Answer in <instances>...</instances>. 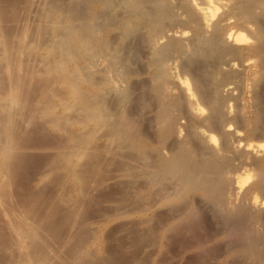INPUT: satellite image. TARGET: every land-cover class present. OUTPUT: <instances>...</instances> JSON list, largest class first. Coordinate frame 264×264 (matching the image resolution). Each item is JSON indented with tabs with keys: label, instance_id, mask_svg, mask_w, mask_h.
<instances>
[{
	"label": "bare ground",
	"instance_id": "bare-ground-1",
	"mask_svg": "<svg viewBox=\"0 0 264 264\" xmlns=\"http://www.w3.org/2000/svg\"><path fill=\"white\" fill-rule=\"evenodd\" d=\"M89 1H90V7H88L90 8V10H88L89 16H86L85 15L86 13H84V11H83L84 15L81 14L82 17L83 16L84 17L86 16L85 18L88 17L87 20H88L89 27L87 26L86 28H89V31H88L89 33L86 30L83 31L81 29L83 33L86 31L87 32L86 34H88V36L86 35L87 38L84 39L83 36H81L83 33L78 32V35H79V36L77 35L78 39L76 38L77 40H79L78 42L80 43V45H84L85 47H87V54L86 56L84 55L85 65H81L83 67H80V66L76 67L75 75H73V72H72L73 76H69V75H66L68 72L67 73L63 72L61 68H59L60 70L58 69V67H62V65L59 66L61 64L60 62L61 59L59 60L60 64H58V67L56 66L57 61L55 60L56 61V64L54 66L55 69L61 71L63 74L66 73L65 75L61 73L62 74V78H61L62 87L63 88L64 86L67 87V89L65 90H69V92L67 93L68 96L70 97V99L75 100L76 104L80 105L79 103H81L82 105L83 104L85 105L84 108L86 107L85 109H86V113L88 116L85 119L89 120L91 127L93 126L96 128L100 126L101 129L104 128L105 130L109 128L108 129L109 133L112 132L111 134L112 138H109V140H112L114 138H120V139H125V140L128 139V141L129 139H132V141H135L136 145L135 144L133 145L134 147L136 146V149L138 150V152L137 151L136 152L139 154V156L137 154V157H139V162L137 163H139L138 166L141 169V172L139 173H141L143 176H146V173L144 171L145 170L147 171V169L144 170L145 164L146 163L149 164L150 162V161L146 162L147 155L149 154L148 152L153 151L151 152L153 153L152 154L153 160L152 162H150L151 164L149 165L151 169L149 168V170L147 171L150 174V175L148 174V177L150 176L151 178L149 181L152 180L151 182L153 183V192H151L152 190H150V192L153 195V201L155 202V204L164 206V208H166L165 211L168 213L167 219L161 220L160 218V220L165 223L163 234H164V237L168 238V239L166 238L168 241L171 240L170 238L174 237V234H173L174 232H179V234L180 233L183 234L182 233L183 230H188V231L193 232L192 234H194V237L192 238L193 244H197L198 246L199 245L201 246V244H203L206 240H209L210 237L208 238L206 237V239L199 237L200 235H198L199 233H197V230L199 231V228H202V226H204L205 224L204 220H205V217L207 216V212L214 210L221 214L220 215L221 219L216 218V220H223L221 222L222 224H225L224 226L226 230L224 231L225 232L227 231L226 233H228L230 236H233L235 239L238 240V244H239L238 247L240 246L243 253H247V254L251 252L252 254L253 252L256 253V249H258L256 247H258V245L260 247V244L262 247V244H264V230H263L264 229V104H263L264 98H262L263 99L262 101L261 99L259 100L254 99L255 102L252 99L253 103L249 100L251 104H254L253 111L247 109L246 108L247 106L244 108V105L241 103L243 105L241 106L242 108L247 109L250 112L252 111L251 115L249 116L247 115L246 112L243 113L244 115L246 114V116H248L244 119L245 121L242 120L244 124L246 123L245 124L246 130L248 131L246 133L245 132L246 130L245 131L242 130L244 128L239 129L240 127L239 126L237 127V124L239 122L237 124L235 123V120L237 118L239 119V117H242V115L241 114L238 115L237 113L238 117L235 118L234 116L236 114L234 112V116H231V113H232L231 107L233 105H231V103H228V101L230 100L224 98L225 96L222 97L223 95H221L220 90L224 88V90L228 91V93L229 92L231 93L234 89L233 88L234 81L238 80V78H241V77H243L245 81L244 82L242 79V81L245 83V84L244 83L242 84L246 85L247 89L253 90L256 92L258 91L257 89H259V92H261L260 90L263 91L264 89V0H121V1L119 0L120 3H115V5L117 4L116 6L115 5L113 6L112 4V6L115 8H113L110 4L112 10L113 9L115 10V11L113 10V13H114L113 15H111L112 11L109 8H106L104 5L103 6L106 9H104V7L100 9V13L102 9H103L102 11L105 10L104 12H106L107 9L110 10V11L108 10L110 15H107V16H110L111 18L108 17V19H111V20L108 23V26H109L108 29L105 28L107 29V32L104 31L105 33L99 32L100 27L98 26V22H99L98 21L99 19L98 4L100 1H103L104 4L106 1L107 4H109L110 2L112 3L115 0H112V1L110 0H88L86 2H89ZM77 3L78 2H76V4ZM81 10H80V13H81ZM70 15H72V13ZM74 15H77V14L73 12V16ZM80 22L82 23V21ZM76 24L77 23H75L74 25ZM80 24L78 26L82 27V25ZM86 24L87 23H85V25ZM74 25L72 27L78 29V26L74 27ZM67 29L69 30V28ZM71 31H73V29ZM54 32L55 31H53V33ZM75 32L76 31H73V34ZM61 33L64 34L62 31ZM62 34H60V36H63ZM64 36H66V34H64ZM70 38L68 37V39ZM62 40L63 38L61 39V41ZM74 40L72 41V43L74 42ZM135 40L137 42H140L141 45H142V42H144L143 43L144 46L141 47V50L144 51L142 53L145 58L143 66H141L140 69L138 68L139 70L137 72L135 71L136 72L135 74L137 75V80L134 77L135 76L134 73L131 72L132 69L130 70V68L133 65L129 66L130 59H131L130 57L132 56L130 48L132 47L133 44H136V42L133 43V41ZM64 41L65 43H68V47H69V42L65 38H64ZM65 43L62 41V44H60V46L64 45ZM74 44L75 42L73 43V45ZM57 45H59V43ZM137 45L138 43L136 44V46ZM53 46H56V45H53ZM136 46L134 45V47ZM63 47L62 48L57 47L58 49L56 50H61V49L68 50V48L66 47L63 48ZM26 49L28 50L29 48H26ZM12 50L14 49L12 48ZM54 50H55V47H54ZM84 50L82 49V51ZM75 51L73 52L75 53ZM77 51L79 52V50ZM73 52L68 53V51H66V54L67 53L72 54L68 56L72 58L74 55ZM188 53L190 54V56L192 55L194 58L197 56L198 58L202 57L204 59V62L207 63L208 66H211L210 67L211 76L212 77L219 76L217 77V80L214 81V87H213L212 94L211 92L209 93L211 94L210 99L208 98L209 96H207L208 94L207 92L211 90H208L207 89L208 87L205 88L204 83L206 82L203 81L204 80L203 76L197 75V73H199L200 75V72L194 71V73H196L197 76L193 75L194 74L193 72H192L193 73L192 75L189 74L191 76H188V72H190V70L187 69L188 66L187 68L186 66H182V65L180 67V62H182L181 61L182 59H184L183 62L186 63L185 59L187 56H184V55ZM59 54H62V53H59ZM79 55H80L79 57H81V54ZM133 56H137V55H133ZM190 56L188 58L192 57ZM1 58L2 60H4L3 57H0V59ZM14 58L16 59L17 57H14ZM194 58H191V59H194ZM82 59L84 62V58ZM66 61L67 60H65L64 62ZM191 61L193 62V60ZM8 62L9 61L4 62V64L5 63L9 64ZM48 64L50 65L51 62L47 63V65ZM187 64H189V62ZM197 64L198 63H196L195 66ZM203 66H205V64ZM182 67H184V69L182 70V72H180L179 70H181ZM49 68H51V65ZM29 70H30V67H29ZM51 70L48 72H51ZM39 71L38 73H40ZM48 72L47 71L44 72L45 75ZM52 72L51 73L54 75L53 70ZM55 73H57V71ZM14 74H15V71H14ZM48 75H51V74L49 73ZM59 76L58 78H60ZM133 77L135 78L134 80H133ZM38 78L40 79V77ZM205 78L207 79V76H205ZM30 79L28 80L30 81ZM46 79H50V78L47 77L45 78V80ZM22 80L17 79L16 84H15L16 87H19L20 82ZM41 80L43 81L42 78ZM135 80L136 82H134ZM33 81H35V79ZM81 81H85L88 84V89L86 92H83V89L80 88ZM44 82H47V80ZM0 83L2 82L0 81ZM135 83H138L140 85L141 89L144 90L143 92H147V91H150L149 93L152 92L150 96L152 97V95H154L153 97L155 98L156 103H157V106H156V103H154L155 104L154 108L157 107L156 112L155 110H153L154 108H151L152 110H150L156 113V115H154V117L156 118V120L154 119V122L156 121L155 124L157 125L156 127L154 125L151 135L147 134V132L145 131V129L143 128L141 124L143 118H145L143 117V114L145 115L146 111L143 110V114L140 113L142 116L141 115L140 117L138 116L139 118L135 114V116L137 117L135 118L134 114H132L133 112L131 113V111H129L130 106H129V109L125 108V110L120 107L121 105L123 106L127 101L129 104L130 99L128 98V96L130 95V92L132 91L133 87L139 86V85L134 86ZM12 84L14 85V83ZM22 84H23V81H22ZM2 86H3V83H2ZM249 87L250 88L252 87L253 89H250ZM1 88L3 89V87ZM12 88L15 89V87H12ZM20 88H16V89L19 91ZM204 88L207 90L206 91L207 94H205L204 92L202 94H205V96H207L206 97L208 98L207 101L210 100L208 101L210 103L207 102V104H210V107L209 106L206 107V108L208 107L210 108V109L208 108L209 109L208 112H205V108H204L207 105L205 104L206 103V99L204 98L205 96L202 97L203 96L202 95L200 97L201 95L200 92L204 90ZM13 89L7 88L9 92L8 91L6 92L12 95L11 92L15 93L14 91L16 90V89L15 90ZM231 89L232 91H230ZM18 91L16 92V95ZM65 92L66 91H64V93ZM43 93L45 92L43 91ZM47 93L48 91L46 92V94ZM51 94L53 95L54 93L52 92ZM114 94L118 95V99L115 102L116 106L111 105L112 104L111 99H113L114 101V98H112L111 95L114 96ZM247 94L245 93L244 95L247 96ZM261 95L264 96L263 94ZM5 96L3 97L0 92V142H1L0 144V175L1 176L3 175L4 170L7 169L8 170L7 172H9V170H11L12 168L14 169V167L18 165V163H20L26 158L25 157L26 154H24L25 152H22L23 154H21L20 153L21 151L19 152V149L24 148L27 139H29V138H26L25 136L26 134L22 131L20 126H18L14 118L16 116H13L14 114H12L10 110H8L9 109L8 105H10L11 97L9 99L7 98L8 96L7 97ZM252 96L250 98H253ZM21 97L22 96H20V100L23 99V98L21 99ZM44 97L47 98V96H43L41 97L40 100L43 101L42 98ZM201 98L204 99L205 102ZM49 99L48 98L45 99L47 100L46 104L48 106L46 110H42L45 112V114H51L52 112L54 113L55 108L58 107V105L53 103L54 101L52 100H51L52 101L51 103H53V105L50 104L48 101ZM152 99L153 98H151V101H153ZM246 99L245 101L247 102ZM5 100L8 101L9 103L5 102ZM20 100H17V101H20ZM61 100H58L61 102L60 104L61 106L59 107L61 108L63 106L62 107L63 111L66 110V107H68V110L69 109L71 110V107L69 108V106L65 105L64 103L67 100L66 101H64L63 99ZM76 100L79 102L77 103ZM75 102L73 101L72 103L75 104ZM203 102L205 104L204 107H203ZM240 102H241V97H240ZM40 104L41 103H39V105ZM246 104L248 105V102ZM78 105L76 106L78 107ZM184 105L185 106L187 105L188 107L187 106L185 107ZM31 106H32V103H31ZM183 106L187 109L189 108L188 110H190V112H187L188 111L187 109H186V112L187 114L189 113L191 114L193 120L196 123L194 121H192L194 123L191 122L190 124L187 122H186L187 124L185 123V120H184L185 117L183 115L185 113H182ZM72 107H74V105ZM234 107L233 109L236 110V107L235 108ZM248 108H251L250 104ZM56 110L58 111V109ZM78 110L81 111L80 109ZM237 111L239 112L238 109ZM45 114L44 116L46 117L47 115ZM54 115H53L54 123L52 122V125H51L52 127L54 125L58 126L60 124L58 119L65 116V115L63 116V113L58 114V116L56 117H54ZM191 116L188 118H191ZM67 117L69 118V116ZM67 117L65 118L67 119ZM82 117H80L79 121L81 120ZM231 117L235 118V119L233 118L234 121H232L233 119ZM50 118L51 117L48 116V119L51 121ZM147 118L148 117L146 116L145 120L148 121ZM229 118H231L232 120ZM49 120H47V122ZM149 120L151 122L153 121L151 119ZM79 121L78 123H80ZM137 121H139V123H137ZM56 122L59 124H55ZM84 122L85 120L82 121L81 124L84 125ZM144 123H146V121ZM234 124H236V126H234ZM60 126L62 125L60 124L58 126L59 129L61 128ZM151 126L153 125L150 124V127L149 125L146 127L147 128L149 127L151 129L152 128ZM240 126L243 127L244 126L243 123ZM110 128H112L113 130H111ZM154 128H155V131H154ZM215 128L220 130V134H221L220 139L217 136V134L214 133ZM93 131L94 130L91 131V137L94 136L93 139H95V132ZM243 131L246 134H244ZM192 134H193V137H192ZM104 135H108V134H104ZM171 136H174L177 141L173 147L167 148L166 144H167V141L170 138H172ZM174 137L173 139H175ZM107 139L105 138L104 140H107ZM173 139H171L172 143H174ZM131 142H129V144ZM132 143L130 144V146H132ZM126 145L129 147L128 144ZM163 148L165 149V151ZM70 155L72 154L66 155L67 160L68 158H70ZM150 156L151 155L148 156V159ZM62 163H64V161ZM52 164H55V163H52ZM250 166H253L251 167V172H250ZM242 169L246 171L248 170L246 174L248 178L251 176L253 177L252 180H250L252 182L251 188H254L256 193H254L255 191L253 192L254 194L250 193L251 191L250 192L247 191L248 189H251L247 185H246L247 190L243 189L244 183L248 179L247 180L242 179V174L246 173ZM4 177L5 175L2 176L3 178L2 180H4ZM0 183H1V180H0ZM149 183L150 182H148L147 185ZM151 188L152 187H150V189ZM208 219H210L209 216H208ZM213 220L215 221V219ZM161 224H162L161 222H160V225L157 224L159 228L161 227ZM206 225L208 224H205V226ZM218 227L219 226H217V231H218ZM219 229L221 230V228ZM221 233H223V230ZM230 236H228L229 239H230ZM233 237H231V240L233 239ZM173 240H176V239H173ZM178 240L180 239L178 238ZM223 241H225V239ZM183 243L185 244V242ZM187 243H188V240H187ZM233 244H230V245L232 246ZM233 248L231 247V249ZM257 251H260V250H257ZM247 254H244V256H247ZM201 257L203 258L204 256H201ZM252 257L253 255L251 256V258ZM256 257H257L256 258L257 261L261 260V257L260 255H258V252H257ZM200 261H203V260H200ZM43 262H44V259H43ZM45 263L46 261L44 262V264Z\"/></svg>",
	"mask_w": 264,
	"mask_h": 264
},
{
	"label": "rangeland",
	"instance_id": "rangeland-1",
	"mask_svg": "<svg viewBox=\"0 0 264 264\" xmlns=\"http://www.w3.org/2000/svg\"><path fill=\"white\" fill-rule=\"evenodd\" d=\"M86 1L88 0H84V1L83 0H75V1L74 0H0V57H3L4 59V60H2V58L0 59L1 62L3 61L2 63L0 62V81L3 83V86L2 83H0V86L3 87V89L1 87L0 89L4 93L1 90L0 92L3 97L5 95H6L5 97L8 96L7 98L9 99L11 97L10 105L12 107L8 105L9 102L5 100V102H8L7 103L9 107L8 110H10L12 114H14L13 116H16L14 118L18 126H20L22 131L26 134L25 135L26 138H29L26 141L25 147L19 149V152L21 151L20 152L21 154H23L22 152H25L24 154H26L25 155L26 158L20 163H18V165H16L14 169L12 168L11 169L12 171L9 170V172H7L8 170L5 168L6 170L3 171V175H5L4 180H2L3 175L2 176L0 175V180H1L0 264H44L45 261H46L45 264H225V263L226 264L227 263L228 264H245V263L264 264V257H263L264 244H262V247L260 244L261 248L259 247V245L258 247H256L258 248L256 249V253L255 252H253V254L252 252L249 254L243 253L240 246L238 247L239 245L238 240L235 239L233 236H230L228 233H226L227 231L226 232L224 231L226 229L224 226L225 224H222L221 222L223 220H216V218L221 219L220 217L221 214L214 210L207 212V216H206L207 218L205 217L204 223L208 225L205 226L204 224L205 227L202 226L203 229L199 228V231L197 230V233H199L198 235H200L199 237L205 239L206 237L207 238L210 237V239L212 240L210 239L206 240L203 244H201V246L200 245L198 246L197 244H193L192 242V238L194 237V234H192L193 232L188 230H183V232L181 231L183 234L181 233L179 234V232L173 233L174 237L172 236L171 237L176 240L170 238L171 240L168 241L167 240L168 238L164 237L163 234L165 223L161 221L162 219L163 220L167 219L168 213L165 211L166 208H164V206L157 205L153 201V195L151 194V192H153V183L151 182L152 180L149 181L151 178L150 176L148 177L149 173L147 172L149 168L151 169L149 165L151 164L150 162H152L153 160V155H152L153 153H151L153 151L148 152L149 154L147 155L146 162L149 161L150 162L149 164L148 163L145 164L144 170L147 169V171L146 170L144 171L146 173V176H143L141 173H139L141 172V169L138 166L139 163H137L139 162V157H137L138 150L136 149V146L134 147L133 145L135 144V141H132V139H129L128 141V139L125 140L120 138H114L112 140H109V138H112L111 135L112 132L109 133L108 131L109 128L105 130L104 128L101 129L100 126L96 128L93 126L91 127L89 120L85 119L88 117L85 109L86 107L84 108L85 105L84 104L82 105L81 103H79L80 105H78L76 104L75 100L70 99V97L67 94L69 90H65L67 89V87L63 85L64 86L63 88L61 85L62 83L61 78L63 73L59 71L60 70L59 68H61L63 72L66 73L68 72L67 74L65 73L66 75L73 76L75 75L76 67L79 66L83 67L81 65H85L84 55L86 56L87 54V47H85L84 45H80V43L78 42L79 40L77 39L79 36L78 32H82L81 29L83 31L84 30H86L87 32L89 31V28H86L87 26L89 27L87 20L88 17L87 18L85 17L89 16L88 10H90V8L88 7H90V1L89 2ZM118 1L119 0L117 1L115 0L112 3L110 2L109 4H107L106 1L105 4L103 1L99 2L98 26L100 28L97 26L99 28V32L102 33L107 32V29L109 27L108 23L111 20L108 19V17L109 18L111 17L107 15H110L109 14L110 10L112 11L111 15L114 14L113 13L114 9L112 10L111 6L112 4L114 6L115 3H120L121 0L119 2ZM76 2H78L79 4L78 3L76 4ZM103 5L106 8H109L110 10L107 9L106 12H104L105 10L102 11L103 10L102 9L101 10L102 15H101L100 9L104 7ZM105 7L104 9H106ZM75 9L77 11L79 10L78 11L79 13L80 10L82 9L80 15ZM83 11L84 13H86L85 17L84 16L82 17V15H84ZM73 12H75L77 15L73 16ZM71 13L72 15H70ZM79 16L81 17V19ZM77 18L80 20H78ZM77 21L79 22V24L81 23L80 21H82L84 25L85 23L87 24L84 26L81 23L80 25H82V27L81 26L79 27ZM75 23H77L78 25L77 24L74 25ZM67 25L70 26L68 27ZM73 25L74 27L78 26V29L73 28L72 27ZM65 26L69 28V30ZM72 29L73 31H76L75 33L77 34L75 33L73 34V31H71ZM64 30L66 33L64 32ZM53 31H55L56 34L55 32L53 33ZM61 31L64 34H66V36H64V34H62ZM86 31L84 33L82 32L85 35H83L82 33H81L82 35L80 34L81 36H83L84 39L87 38L88 36V34H86L87 33ZM60 34H62L63 36H60ZM68 37L71 38L68 39ZM62 38H63L62 41L64 43H65L64 38L69 42V47H68V43H65L67 44V45L64 44L65 46L64 45L60 46V44H62L61 41ZM73 40L75 42L74 45H73L74 42L72 43ZM135 42L136 44L138 43V45L136 46V44H133L132 47L130 48L132 53V56L130 57L131 58L130 63L131 62L132 63L131 64L129 63V66L133 65L130 68V70L132 69L131 72L134 73L135 75L134 77L137 80V75L135 73L140 69L141 66H143L145 58L142 53L144 51L141 50V47L144 46L143 44L144 42H142V45L140 42H137L136 40L133 41V43ZM58 43L59 45H57ZM134 45L136 47H134ZM57 47L58 48L66 47L68 48V50L67 49L64 50L61 48H60L61 50H56L58 49ZM12 48L14 50H12ZM26 48L29 49L27 50ZM81 48L85 50L82 51ZM72 50L75 51L76 54ZM77 50H79V52ZM66 51H68V53L73 52L75 55V56L73 55L74 58L72 57L73 58L72 59L71 57H68L72 54H68V53L66 54ZM79 54H81V57H79L80 56ZM133 55H137V56H133ZM184 56H187L185 59L186 63H184L183 62L184 59H182L181 60L182 62H180V67L181 65L186 66V68L188 66L187 69H189L191 72V73L188 72V76H191L194 73V71L195 72L199 71L200 75L199 73H197V75L203 76L204 79L203 81L206 82L204 83L205 88L208 87L207 89L211 90L207 93L209 94L211 92L212 94L214 81L217 80V77L219 76L217 77L211 76L210 73L211 66H208V64L204 62V59L202 57L201 58L199 57L200 59L198 58V56L194 58L192 55L191 57L189 53ZM189 56L191 58H194L195 61L194 59L188 58ZM8 57L10 58V60ZM14 57L17 58L15 59ZM82 58H84V62ZM55 60L57 61V65H56L57 67L58 64H60L59 60L61 62L59 66L62 65V67H58L59 70L55 69L54 67L56 64ZM65 60L67 61L64 62ZM140 60L143 63H141ZM191 60H193V62ZM7 61H9L8 62L9 64L6 63L4 64V62ZM50 62H51L50 64L51 68L52 67L54 68V69L52 68V70L54 71V75L52 74L53 72L51 68H49L50 65L49 64L47 65V63ZM188 62L189 64H187ZM194 63L195 64L198 63V64L195 66ZM202 63H204L206 67L203 66L204 64ZM48 68L51 70L52 73L48 72L50 71ZM183 69L184 67H182L181 70L179 71L182 72ZM55 70L57 71V73H55L56 72ZM38 71L40 73H38ZM42 71L44 72L47 71L48 73L45 75V73ZM19 72L21 75L19 74ZM49 73L52 76L48 75ZM193 75H196V73H194ZM30 76H32L33 78L35 77L34 78L35 81H33L34 79ZM58 76L60 78H58ZM205 76H207V79L205 78ZM38 77H40V79ZM47 77L50 79H46L47 82H44L46 81L45 78ZM134 77L133 80L135 79ZM41 78L43 79V81L41 80ZM17 79L20 80L23 79L22 80L23 84L21 81L19 87H16L15 85ZM28 79H30V81ZM242 79L243 77L238 78V80L234 81L233 84L236 86L232 84L234 88V89L232 88L233 91L232 89L230 90L232 91L231 92L232 94L230 92L228 93V91L224 90V88H222L220 92L221 95H223L222 97L225 96L224 98L231 101V102L228 101V103H231V105H233L231 107V112L233 113V115L231 113V116H234V112L236 114L234 116L235 118L238 117L239 114L242 115L243 118L242 117H239V119L237 118L235 120V123L237 124L239 122L237 124V127L239 126L240 127L239 129L244 128L242 130L245 131L246 123L244 124L242 120H244L246 117L251 115L254 109L253 107L254 104H251L249 100L252 102V99L253 101L254 99L255 100L261 99L262 101L263 100L262 98H264V96H262L261 94L264 95L263 93L264 89L263 91L260 90L262 93L259 92V89H257L258 90L257 92L253 90H249L246 88V85H244L245 84L244 79H243L244 82L242 81ZM136 80L134 82H136ZM83 82L85 81H81L82 84L80 83L81 86L80 88L83 89V92H86L88 89V84L87 82L85 83ZM12 83H14V85ZM52 85L55 90L53 89ZM135 85H139V84L135 83L134 86ZM23 86L26 88H24ZM12 87H15V89L21 87L19 91L16 89L18 91L17 95H16L17 91ZM7 88L15 90L14 91L15 93L11 92L12 95H10V93L8 94L9 90H7ZM44 88L46 89V91ZM205 88H204L205 91L202 90L200 92L201 94L200 97L202 95H203L202 97H204L205 94H207L206 93L207 90ZM133 89L131 91L133 94L130 92V95L128 96V98L130 99V100L128 99L129 104L127 101L126 102L127 104L125 103L123 105L124 107L122 105L120 107L125 110V108L129 109L130 106L129 111H131V113L133 112L132 114H134L135 118H137L138 116L140 117V115L143 114V110L146 111L145 115L148 117L147 118L148 121L145 120L146 116L143 114V117L145 118L142 117L143 120L141 124L145 129V131L147 132V134L151 135L154 125L155 127L157 126L155 124L156 121L154 122V119L156 120V118L154 117V115H156L155 112L157 108V107L154 108L155 107L154 103H156V100L153 97L154 95H152V97L150 96L152 92L151 93H149L150 91H147L148 93L143 92L144 90L141 89L140 85L133 87ZM250 89L253 88L251 87ZM43 91L45 93H43ZM47 91L48 93L46 94ZM58 91L61 93V95ZM64 91L66 92L64 93ZM52 92L54 93L53 95L51 94ZM203 92L205 94H202ZM245 93L246 94L249 93V94H247L246 96L244 95ZM257 93L260 94L258 95ZM208 94L207 96H209L208 98L210 99L211 94L209 95ZM20 96H22L21 97V99L23 98L22 100H20ZM43 96H47L48 99L50 98L48 100L50 104L53 105V103H55L56 105H58V107L55 108L54 113L52 112L51 114H45V112L42 111V110H46L48 106L46 104L47 100H45L47 99L46 97L42 98L43 101L45 102L40 100L41 97ZM111 96L112 98H114V101L113 99H111L112 101L110 100L112 103L111 105L116 106L115 102L118 99V95L114 94V96L113 95ZM207 96L204 97L206 99L205 104H207V102L210 101V100L207 101L208 99L206 98ZM251 96L253 98H250ZM240 97H241V102H240ZM151 98H153L152 99L153 101H151ZM244 98L247 100L248 105L246 104L247 102L245 101ZM61 99H63L64 101L67 100L66 101L67 103L66 102L64 103L65 105H68L69 108L71 107V110L70 109L68 110V107H66V110L63 111L62 108L63 106L61 108L59 107L61 106L60 105L62 102ZM51 100L54 102L51 103L52 102ZM58 100H61V102ZM71 100L72 102L74 101L75 104L72 103ZM15 101H17L18 104ZM78 102L79 101H77V103ZM204 102H203V107L205 105ZM39 103H41L42 105L41 104L39 105ZM70 103L73 104L74 107H72L73 105H71ZM241 103L244 105V108L247 106L246 108L252 111L250 112L249 110L242 108L241 106L243 105ZM249 104L251 108H248ZM76 105H78V107ZM184 106L182 108V113H185L183 114L185 117L184 120L185 123L187 122L190 124L194 120L190 113L189 114L191 118H188L190 116L189 114H187V112H190V110H188L189 108L188 109L185 108L187 105L185 107ZM207 106L210 107V104H207L204 107L205 112H208L210 109L209 107H208L209 109L206 108ZM234 106L236 107V110L233 109ZM151 108H154L153 110H155V112L150 111L152 110ZM56 109H58V111ZM78 109H80L83 114ZM186 109L188 110L187 112ZM237 109L239 110L240 113L237 111ZM60 111L63 113V116L64 115L65 116L58 119L59 123L62 125L60 126L61 128L59 129L58 128V126L60 125L59 123L57 122L55 123V124H59L58 126L54 125L52 127L51 125L53 122V115L56 114L54 115V117H56L58 116V114H62ZM245 112L247 113L248 116H246V114L245 115L243 114ZM44 114L47 115L46 116L47 118L44 116ZM66 114L67 116H69V118L66 116ZM135 114L137 117L135 116ZM48 116L51 117L50 118L51 121L48 119ZM65 117H67V119ZM80 117L82 118L79 121ZM44 119L46 120V122ZM149 119L153 120L152 122L154 123H152ZM234 119L232 121H234ZM47 120L49 121L47 122ZM77 120L80 123H78ZM84 120H85L84 125H82L81 122ZM139 121H137V123H139ZM145 121L146 123H144ZM242 123L244 125L243 127L240 126L242 125ZM150 124L153 125L151 126L152 130L149 128ZM236 124H234V126H236ZM148 125L149 127L147 128L146 126ZM91 129L94 130L93 132H95V139H93L94 136L91 137V131H92ZM110 129L113 130L112 128ZM245 132L247 133L248 131L246 130ZM214 133H216L220 139L221 136L220 130L215 128ZM104 134H108V135H104ZM171 137L172 138H170L167 141L166 144L167 148L173 147L177 141L174 136ZM173 137L175 139H173ZM105 138L108 141L104 140ZM171 139H173L174 143L171 142ZM129 142L132 143V146H130L131 143L129 144ZM126 144H128L129 147ZM132 147L135 148L136 150L133 149ZM27 154L30 156H28ZM67 154H72L70 155V158H68V160L66 159ZM149 155H151L150 157L152 159L150 157L148 159ZM61 161L62 162L64 161V163H62ZM251 167L253 166H250V172H251ZM244 171L246 173H243L244 175L242 174V179L244 180L248 179L249 181L252 180L253 178L252 176L249 177L251 178L249 179L246 175L248 170L247 171L244 170ZM248 180L244 183L243 186L244 190H247V186H249V188L252 187L251 186L252 182L250 181L251 182L250 183ZM148 182H150L148 184L149 186L147 185ZM150 187L152 188L150 189ZM251 189H248L247 191L249 192L251 191L250 193H253L255 189L254 188ZM150 190L152 191L150 192ZM254 193H256V191ZM208 216L210 219H208ZM213 219H215V221ZM209 220L211 221V223ZM159 221L162 223L160 228L157 225V224L160 225ZM216 225L219 226L218 231ZM219 228H221V230ZM222 230L223 233H221ZM201 231H203L204 233ZM227 235L230 236V239ZM231 237H233L235 241L233 239L231 240ZM178 238L180 240H178ZM224 239L225 241H223ZM190 240L192 243L190 242ZM183 242H185V244ZM230 244L233 245L231 246ZM231 247L235 250L231 249ZM257 250H260L262 253ZM257 252L258 255H260L262 261L256 260ZM244 254H247V256H244ZM252 255L254 257V258L252 257L253 260L251 258ZM201 256L204 257L202 258ZM200 260L203 261L205 260V261L203 262Z\"/></svg>",
	"mask_w": 264,
	"mask_h": 264
}]
</instances>
